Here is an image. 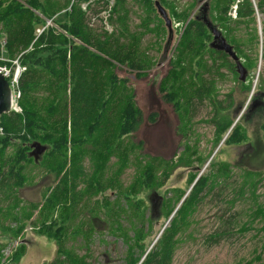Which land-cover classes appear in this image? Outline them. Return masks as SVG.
<instances>
[{"label": "rangeland", "instance_id": "374dc122", "mask_svg": "<svg viewBox=\"0 0 264 264\" xmlns=\"http://www.w3.org/2000/svg\"><path fill=\"white\" fill-rule=\"evenodd\" d=\"M170 1L178 13L186 11L195 16L201 12L206 0ZM59 3H63V0H59ZM70 6L71 3L68 9H71ZM125 6L129 10L126 23L129 37L124 38V41L136 43L137 49L133 53H137L136 57L146 70L138 73L124 64L107 68L124 79L117 94H112L108 113L113 116L118 108L123 88L124 95L128 92L134 94L136 106L142 110L139 124L132 134L115 141V144L120 143L119 149L114 148L107 154V164L100 172L103 185L98 193L94 189L88 190V181L93 179L95 164L90 153L83 152L82 163L86 175L76 181L81 194L73 205L72 200H60L56 206L45 201L58 183L60 187L64 183L59 182L55 172L59 163L65 159L62 154L51 158L45 152L40 164H26L23 171L26 180L23 185L19 187L13 184L12 193L6 191L0 194V264H80L76 263L80 259L91 264H125L128 248L140 228L147 233L145 243L151 247L169 225L170 218L161 212L162 205L154 216V222L150 223L145 218L137 217L135 208L124 197L145 166L151 167L155 180H161L167 170L173 169L162 187L140 192L139 197L145 199L144 209L148 218L151 216L148 195L152 191L157 190L164 197V202L169 200L176 205L180 193L178 190L184 193L189 191L188 180L192 173L207 175L221 163L229 168L230 176L226 182L219 184V187L206 189L201 201L178 220L172 264H264V230L261 229L264 219L254 217L258 204L264 211V141L260 140L261 132L258 131L264 112L252 113L253 120L246 126L248 141L218 144L212 123L215 106L210 99L201 102L194 99L193 104L187 103L185 100L191 94L188 88L183 97L184 107L176 111L160 90L161 80L169 69V62L176 53L187 22H178L169 8L164 6L169 11L174 29L173 40L168 42L167 28L157 11L153 12L143 0H127ZM63 11L64 8H61L56 13ZM57 16L54 15V18ZM43 18L46 26L49 21L50 26L54 25L51 19ZM113 24L115 30L118 23L114 21ZM46 26L37 28V34H40L39 29H45ZM253 27L257 28L258 43L252 38ZM253 27L234 29L237 39L243 42L246 54L257 64L255 68L247 70L244 79L247 85L252 84V91L243 89L238 82L237 70L226 65L205 72L194 69L204 75L207 83L212 82V95L227 106L226 113L236 120L242 107L252 102L253 93L257 95L255 101H259V106H263L264 102V90H260V86H264V54L261 50L264 44V15H257ZM89 28L111 36L101 28ZM208 55L204 58L207 59ZM241 61L244 63V59L241 58ZM22 68L24 71L25 67ZM186 77H189L188 73ZM43 78L48 77L43 75ZM54 81L42 82L29 95V99L33 109L46 120L47 126L56 123L55 127L59 128L54 131V136L58 137L62 132L60 118H69V109L64 106V99L55 97L57 84ZM22 99L23 92L20 104ZM38 134L42 135L43 132L39 131ZM111 134L112 131L106 138L111 140ZM5 135L4 129L0 137ZM139 142L141 147L136 146ZM15 150V147H9L8 155H13ZM214 156L211 168L209 162ZM71 158L69 151L68 159ZM246 169L260 175L254 179L258 181L255 187L247 189L245 196L240 197L237 190L244 183L243 174ZM109 177L114 180L113 184L108 181ZM60 187L55 189L56 194H60ZM253 189L256 191V200L252 197ZM52 221L54 229L62 225L66 227L60 242L45 235L43 225ZM124 234L131 241L127 242ZM22 244L24 253L18 262H14L11 257Z\"/></svg>", "mask_w": 264, "mask_h": 264}, {"label": "trees", "instance_id": "16d2710c", "mask_svg": "<svg viewBox=\"0 0 264 264\" xmlns=\"http://www.w3.org/2000/svg\"><path fill=\"white\" fill-rule=\"evenodd\" d=\"M159 1L163 6L169 8L178 22H187L191 12L178 13L172 1ZM196 1L202 2V0ZM126 2L127 0H116L113 10L115 19L112 21L118 23V27L110 36L90 29L86 24L84 12L77 4L68 9L71 0H63L61 4L59 0H0V64L11 65L14 59L19 58L20 64L25 67L20 80L23 92L21 104L24 113L23 115L8 113L0 117L6 132L5 136L0 137V194L6 193V191L12 193L13 184L19 187L23 185L26 180L23 173L26 164H40V162L35 163L34 159L29 156L30 144L36 139L49 146L46 152L51 158L59 153L65 158L59 163L57 170L55 169L59 182L63 181L64 183L62 187L58 183L46 197L45 201L48 204L56 206L60 200H72L71 205L75 204L81 194L76 181L86 175L82 163L84 151L90 153L95 164L93 179L88 181L90 186L88 190L94 189L98 193L102 187L103 176L100 175V172L107 164V154L114 148H120V143L115 144V141L132 134L142 117V110L136 106L134 94L128 92L124 95L123 88L118 100V108L114 111L113 116L108 113L112 94H117V89L120 85L123 86L124 79L119 77L115 71L107 68H114L116 64H124L131 70H137L138 73L146 70L141 60L136 57L137 53H133L137 49L136 43L130 44L124 41V38L129 37L126 25L129 10L125 8ZM143 2L153 12L156 11L152 0H143ZM236 2L237 0H206L203 3L204 7L201 12L193 16L187 23L176 47V53L169 62V69L160 83V90L165 99L174 106L176 111H181L185 102L193 104L194 99L197 102L206 98L211 100L215 106L212 123L215 127L218 144L220 142L236 144L248 141L246 126L253 120L252 113L254 111L264 112V107L261 106L256 110L252 109L253 102L257 97L253 93L252 102L244 108L242 107L239 117L237 120L234 119L228 112L226 113L227 106L222 105L216 96L212 95V82L207 83L204 75L199 73V71L221 69L223 65L233 70L236 69L235 62L229 59L227 53L209 46L212 34L204 22L205 17H208L213 24L221 29L227 42L233 46L239 58L244 59L243 65L247 70L256 67L257 64L246 54L243 42L237 39L234 29L253 27L257 13L264 15V0H241L238 4L237 18H233L228 14V11L231 5ZM61 8H64V11L56 13ZM55 13L58 16L54 18ZM156 16L158 17V15ZM43 17L51 19L54 25L46 26ZM44 26L46 27L42 33L37 34V28ZM252 32L253 40L258 43L257 28L253 27ZM261 50L264 54L263 43ZM207 54H209L208 60L204 58ZM187 73L189 77H186ZM43 75L48 78H43ZM53 81L57 84L55 97L64 99V106L69 109V118H60L62 119L60 120L62 132L58 137L54 136V131L59 128L55 127L56 123L47 126L46 120L33 109L29 99V95L42 82L53 83ZM238 82L241 83L243 89L252 91V84L247 85L245 80L241 81L240 79ZM262 82L264 83V80ZM188 88L192 95L190 94L184 102L183 97ZM260 88V90H264V86H260ZM261 119L258 131L261 132L260 140L264 141V117ZM39 131H42L43 134L39 135ZM110 131H112L111 140L106 138ZM11 146L16 150L13 155L9 156L7 150ZM136 146L141 147V142ZM69 151H71V160L68 159ZM214 158L215 156L209 165L212 164ZM172 170H167L161 180H155L151 167L147 165L144 171L135 178V182L124 193V197L129 201L131 207L135 208L137 217L145 218L150 223L154 222V217H146L145 199L140 198L139 194L142 191L162 187L169 179ZM197 175L195 173L190 175L188 188H191ZM258 175L260 173L246 169L243 174L244 183L239 187V191L237 190L240 197L245 196L247 189L251 190L253 186L255 187L258 181L254 179ZM229 176L228 166L221 163L215 167V171L200 176L180 207L178 205L186 195L185 191L178 190L180 193L176 205L171 204L169 200L163 201L161 212L168 219L178 208L168 221L169 225L162 230L151 247L145 243L147 233L140 228L139 234L135 235L133 243L128 248L124 263L172 264L176 250L175 237L179 229L178 220L182 219L193 205L201 201L206 189H212L213 186L219 187V184L225 183ZM108 181L112 184L114 182L112 177H109ZM58 186L61 188L60 194L55 193ZM252 197L257 199L254 189ZM254 217L264 219V211L259 204L254 211ZM53 226V221L44 223L45 235L51 240L60 242L66 227L62 225L60 228L54 229ZM261 229L264 230V225ZM124 238L127 242L131 241L130 238H127V234H124ZM23 253L24 244L18 247L16 254H13L11 259L18 262ZM82 261L81 259L76 260V263L91 264L83 259ZM247 263L251 264V262Z\"/></svg>", "mask_w": 264, "mask_h": 264}, {"label": "water", "instance_id": "95a60500", "mask_svg": "<svg viewBox=\"0 0 264 264\" xmlns=\"http://www.w3.org/2000/svg\"><path fill=\"white\" fill-rule=\"evenodd\" d=\"M154 6H155L156 11L158 12L157 14L163 19L165 27L167 28L168 42L172 41L174 29H173V21H172L170 14H169V11L160 3L159 0L154 1ZM204 11L206 12V10H204ZM192 17H193V14L190 16L187 23L190 21V19ZM204 22H205L206 26L208 27V29L210 30V32L213 36V39H212L211 43L209 44V46L215 50L224 51L225 53H227L228 56L235 62L236 70L239 73V79L241 81H244L247 69L243 65L241 59L237 55L233 46L227 42V40L224 37L221 29H219L215 24H213L208 19V17L204 18ZM259 30L261 32L260 23H259ZM11 99H12V90H11L9 81L7 80L6 77H4L0 73V117L4 114H7L10 112ZM262 104L264 107V102H262ZM258 107H260L259 101H254V103L252 105V109H256ZM30 148H31V150L29 151V156L34 159L35 163H39L41 161L44 153L48 150L49 146L47 144L40 142V141H33L30 144ZM200 176H201V174L197 176L193 185L199 180ZM192 186H191V188H192ZM191 188L189 189L187 194L184 196V198L182 199V201L180 202L178 207H180V205L182 204V202L184 201V199L186 198V196L190 192ZM148 200H149V203L151 206V216L154 217L158 214L159 209L163 203L164 197L162 195H160L157 190H154L148 195ZM176 210L174 211V213L176 212ZM174 213H173V215H174ZM172 216L170 217V219L172 218Z\"/></svg>", "mask_w": 264, "mask_h": 264}, {"label": "built area", "instance_id": "2783aa9c", "mask_svg": "<svg viewBox=\"0 0 264 264\" xmlns=\"http://www.w3.org/2000/svg\"><path fill=\"white\" fill-rule=\"evenodd\" d=\"M153 2L156 0H152ZM241 0H237L236 3L231 5L229 15L233 18H237L238 4ZM77 4L85 14L86 23L91 28H101L105 32L111 34L114 32L113 19L115 14L113 12L116 0H71V6ZM51 21L48 22V25ZM44 29H39V33H42ZM1 60H4L1 58ZM23 68L19 63V60H13L12 64L8 63L0 64V73L7 78L12 90L11 109L9 113L22 114L23 108L20 104L22 98V90L20 88V77ZM4 134V129L0 124V135Z\"/></svg>", "mask_w": 264, "mask_h": 264}, {"label": "flooded vegetation", "instance_id": "af4514ba", "mask_svg": "<svg viewBox=\"0 0 264 264\" xmlns=\"http://www.w3.org/2000/svg\"><path fill=\"white\" fill-rule=\"evenodd\" d=\"M261 107H263V106H261Z\"/></svg>", "mask_w": 264, "mask_h": 264}]
</instances>
